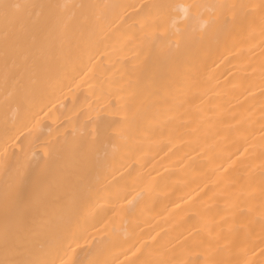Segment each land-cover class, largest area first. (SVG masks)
Returning a JSON list of instances; mask_svg holds the SVG:
<instances>
[{
  "label": "bare ground",
  "instance_id": "1",
  "mask_svg": "<svg viewBox=\"0 0 264 264\" xmlns=\"http://www.w3.org/2000/svg\"><path fill=\"white\" fill-rule=\"evenodd\" d=\"M0 264H264V0H0Z\"/></svg>",
  "mask_w": 264,
  "mask_h": 264
}]
</instances>
